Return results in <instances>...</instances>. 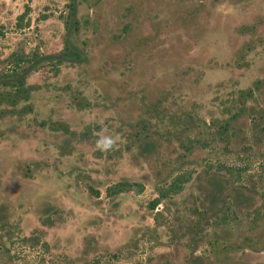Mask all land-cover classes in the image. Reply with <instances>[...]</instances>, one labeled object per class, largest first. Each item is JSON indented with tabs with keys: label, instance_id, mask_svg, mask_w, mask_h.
<instances>
[{
	"label": "rangeland",
	"instance_id": "rangeland-1",
	"mask_svg": "<svg viewBox=\"0 0 264 264\" xmlns=\"http://www.w3.org/2000/svg\"><path fill=\"white\" fill-rule=\"evenodd\" d=\"M32 53L27 96L11 106L0 85V264H264V0H0V71ZM248 88L236 132L213 141ZM181 114L205 141L180 158ZM120 180L142 189L107 195Z\"/></svg>",
	"mask_w": 264,
	"mask_h": 264
},
{
	"label": "trees",
	"instance_id": "trees-1",
	"mask_svg": "<svg viewBox=\"0 0 264 264\" xmlns=\"http://www.w3.org/2000/svg\"><path fill=\"white\" fill-rule=\"evenodd\" d=\"M27 9L28 6L24 5V9L16 16V23H21V21H23L25 15L28 12ZM70 10H72V6L70 7ZM62 52L71 53V51L66 46L63 47ZM36 59L37 56L35 53H32L30 56L24 54H10L8 61L10 60V62L12 63V68L15 67L16 69V67H18L17 72L14 69V75L11 77L10 75L4 74L2 70L0 71V85L11 88L10 91L4 92L2 96L3 99H5L9 105H15L20 98H25L28 93V88L25 85L24 80V70H28L29 68L27 67H29L30 64H27L23 68H19V64H21L23 61H35ZM250 95V88L246 90H241L236 94L233 99V102L236 101V108L233 109V111L229 112V114L224 115V118L222 117L221 120H219V123L217 124L216 129L214 131L215 136L214 138H211L213 141L216 140V138L224 142L230 141L229 138L236 132L234 123L236 122L237 116H240L242 109H244V99ZM176 118L178 121L177 126H179V128L172 134H175V137L177 139L176 145L179 151L177 152L179 157L181 158L186 156L187 153L190 152L193 147H196V144H203L205 140L201 138L203 130L198 128L199 124L197 120H194L188 115L185 116L184 114L178 115L176 116ZM208 122L209 121L201 120L202 125H206ZM139 128L141 129V126ZM196 128V132H193ZM189 133H192V136H190ZM198 134H201L200 137L197 136ZM134 137L140 138L141 135L136 133ZM218 169H224L225 171H229L228 168L226 166H223L222 164H219ZM193 171L194 170L191 167L184 168L172 175L169 174V178H167V180H163L162 182L156 183L154 185L156 196L151 200L150 208H154L156 204L159 203L161 200L168 198L171 195L180 191L183 184L191 178ZM211 178L212 177L209 176L208 179L210 180ZM214 178L215 177H213L214 185L212 187V195L215 197V199L213 201L214 203L208 206L207 209L212 210L211 216L213 218H216L215 221L224 222L228 219H231L232 214L234 212L232 208V199L228 192H224L221 188L222 183H217L216 179ZM141 189L142 184L140 182L120 180L106 186L105 191L107 195H112L125 190H133L135 192H138ZM261 207L264 208V198L261 203Z\"/></svg>",
	"mask_w": 264,
	"mask_h": 264
},
{
	"label": "clouds",
	"instance_id": "clouds-1",
	"mask_svg": "<svg viewBox=\"0 0 264 264\" xmlns=\"http://www.w3.org/2000/svg\"><path fill=\"white\" fill-rule=\"evenodd\" d=\"M117 144L116 138L110 134H102L95 141V148L101 152L112 151Z\"/></svg>",
	"mask_w": 264,
	"mask_h": 264
}]
</instances>
